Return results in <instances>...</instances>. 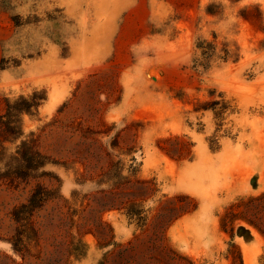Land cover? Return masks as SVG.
<instances>
[{"label":"rangeland","instance_id":"obj_1","mask_svg":"<svg viewBox=\"0 0 264 264\" xmlns=\"http://www.w3.org/2000/svg\"><path fill=\"white\" fill-rule=\"evenodd\" d=\"M149 1L162 38L115 52L130 0H0V116L42 98L20 141L47 157L12 183L0 132V264H170L161 232L185 264H264V0ZM37 184L54 198L22 258L12 212Z\"/></svg>","mask_w":264,"mask_h":264},{"label":"trees","instance_id":"obj_2","mask_svg":"<svg viewBox=\"0 0 264 264\" xmlns=\"http://www.w3.org/2000/svg\"><path fill=\"white\" fill-rule=\"evenodd\" d=\"M42 100V98H37V96L29 99L22 97L14 104H8L6 114L0 116V132L3 134H10L14 140L20 141L23 136L21 116L24 114L32 115V112H36ZM17 149L18 160L23 165L13 173V176L11 177L12 183L18 182L19 184V182L22 183V181L26 182L30 179H36L38 176H36L35 173L43 168L47 157L39 151L34 141L21 140L20 145L17 147ZM41 176L51 177V174L48 172H42ZM126 183L119 182V185L123 186ZM52 198H54L53 189H49L41 184H37L32 190L27 202L21 204L19 207H16L12 212V217L17 224V229L11 240V244L14 251L22 258L40 257V235L33 222V217L34 214L37 211H40L45 203H47ZM123 210L130 220H144V218L141 217L142 213L139 210ZM258 212H255V218L257 217ZM251 223L254 224L257 230L264 236V227H260L253 222ZM79 236L81 238L77 240V243L80 246V243H83L82 239L84 238L82 235ZM150 240H154L156 247H159L162 252L168 255L167 261H170V264L187 263L185 258L170 249L164 237V232H161L159 234L156 233L155 237L153 239L151 238ZM75 250L77 251L78 249L76 248ZM119 257L122 259L121 262L124 260V264H127V260L129 257L125 251L119 253ZM113 261H115V259ZM104 262L107 263V260H105Z\"/></svg>","mask_w":264,"mask_h":264},{"label":"crops","instance_id":"obj_3","mask_svg":"<svg viewBox=\"0 0 264 264\" xmlns=\"http://www.w3.org/2000/svg\"><path fill=\"white\" fill-rule=\"evenodd\" d=\"M150 5L149 0H130L120 19L119 34L114 46L115 52H127L129 47L139 42H154L157 38H162L160 34L149 31L152 23ZM123 39L126 42H123Z\"/></svg>","mask_w":264,"mask_h":264}]
</instances>
